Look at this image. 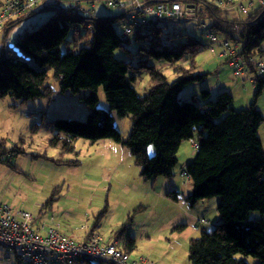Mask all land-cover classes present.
<instances>
[{
	"label": "trees",
	"instance_id": "obj_1",
	"mask_svg": "<svg viewBox=\"0 0 264 264\" xmlns=\"http://www.w3.org/2000/svg\"><path fill=\"white\" fill-rule=\"evenodd\" d=\"M169 2L194 4L196 20L187 22L203 28V24L207 26L205 21H211L210 27L203 28L204 40L187 30L174 33L167 30L169 24L183 22L167 25L150 22L135 31L132 38L138 48L133 55L124 46L130 39H122L114 28L122 17L89 18L59 0H47L34 13L10 21L7 27L34 18L44 9L55 12L39 29L24 31L20 41L13 44L20 56H8L4 46L5 52L0 55V100L11 97L24 104L49 99L53 89L47 81L49 72L53 71L63 92L74 95L89 92L82 99L89 114L85 122L52 121L50 125L56 135L51 145L62 152L73 153L78 139L92 143L112 140L131 151L146 182L160 177L171 179L182 144L193 140L197 132V153L185 167L192 185L188 202L194 207L218 198L221 223L213 233H202L200 238L191 240L190 263L249 264L238 259L242 256L264 264V220H251L253 213L264 216V148L259 135L264 124L263 114L255 105L238 112L229 91L220 92L213 100L209 89H201V105L179 101L184 89L205 82L207 76L199 72L198 58L212 45L207 31L213 33L218 42L241 47L237 53L241 56L264 59V4H259L244 18L234 19L210 0ZM88 23L93 28L84 31L83 26ZM75 29L80 32L73 42L84 46L78 52L63 53L62 48L68 46V38ZM117 50L136 56L139 61L134 65L118 60L115 58ZM152 61L172 69L176 80L170 83L163 69L151 64ZM250 68L254 71L252 66ZM142 73L148 75L152 88L146 96L139 97L136 86ZM256 85L255 98L258 99L264 90V78H257ZM101 87L110 110L120 118L133 120L127 140H123L116 129L111 111L99 108ZM152 147L154 154L150 155ZM22 153L18 146L7 148L0 141V164L9 165V156ZM178 195L174 191L168 197L178 200ZM184 229L180 226L175 231ZM135 249L134 239L121 247L128 255Z\"/></svg>",
	"mask_w": 264,
	"mask_h": 264
},
{
	"label": "rangeland",
	"instance_id": "obj_2",
	"mask_svg": "<svg viewBox=\"0 0 264 264\" xmlns=\"http://www.w3.org/2000/svg\"><path fill=\"white\" fill-rule=\"evenodd\" d=\"M96 13L98 17L105 18L123 16L122 9L108 8L103 3L96 5ZM54 14L53 10H43L10 32L12 35H20L24 31L39 29ZM114 28L120 35L121 20L114 24ZM167 30L170 33L187 30L197 38L205 39L203 28L194 22L169 24ZM78 35L74 31L70 34L68 46L62 48L63 53L78 52L84 46L83 43L73 42V38L78 39ZM7 36L6 33L2 41L3 35L0 33V54L7 45ZM124 46L135 55L138 45L133 38ZM216 53L219 54V51L216 50ZM115 58L134 65L139 61L138 57H130L123 50H117ZM203 58L210 67L207 79L184 89L179 96L180 102L201 105V89H209L215 100L219 95V82H226L223 80L227 77L225 60H215L210 50L199 56L198 64H201ZM151 64L163 69L170 83L176 80L172 69L154 61ZM47 85L53 89L49 99L40 98L24 104H19L11 97L0 100V141L7 148L18 146L23 150L22 154L7 158L11 164H0V203L9 205L16 212L31 213L37 218L35 227L43 224L48 227L59 225L63 234L74 239L80 238L77 235L83 236L86 228L93 227L105 239H113L116 234H120L121 246L129 239H134L136 249L130 253L132 261L144 258L153 264H191V240L200 238L202 233H213L221 223L218 198L205 200L194 207L188 202L192 185L183 176V172L197 153L194 143H198V133L194 134L193 140L182 144L177 156L178 165L171 179L160 177L146 182L141 177V169L136 165L131 151L112 140L92 143L78 139L74 142L73 153H65L53 147L51 141L56 132L50 123L57 119L85 122L89 110L82 99L89 92L84 91L78 95L63 92L53 71L49 72ZM151 88L148 75L142 73L136 86L139 97L146 96ZM192 89L200 95L194 98L196 93L192 95ZM98 98L99 108L110 112L102 87L98 91ZM236 108L238 112L247 109L239 110V104H236ZM111 113L116 129L122 139L127 140L133 125L132 118H120L115 112ZM259 133L264 139V129ZM153 154L152 147L150 155ZM75 161L78 163L74 164ZM174 191L179 194L178 200L168 197ZM51 218L55 221L51 222ZM262 218L258 213L251 216L253 221ZM180 226L185 229L175 231ZM238 259L249 264H259L251 257L238 256Z\"/></svg>",
	"mask_w": 264,
	"mask_h": 264
},
{
	"label": "built area",
	"instance_id": "obj_3",
	"mask_svg": "<svg viewBox=\"0 0 264 264\" xmlns=\"http://www.w3.org/2000/svg\"><path fill=\"white\" fill-rule=\"evenodd\" d=\"M47 0H7L0 1V31L6 30L10 21L23 18L38 10ZM59 0L75 11L94 18L97 16L96 5L103 3L108 8L123 10L120 37L131 39L136 30L150 22L167 25L170 22H187L196 20V10L179 2L169 0ZM231 1V0H227ZM264 4V0H255ZM87 5L88 7H85ZM222 6V3L218 4ZM35 16V15H34ZM206 29V24L202 25ZM84 31H91L92 24L83 26ZM75 32H80L75 29ZM7 55L15 56L11 51L13 44L20 41V35L7 31ZM207 38L212 45L209 50L215 53L218 41L213 33L207 31ZM224 56L234 70L236 77L242 76L252 66L255 79L264 78V59H253L226 50ZM196 149L198 144L194 143ZM183 176H188L184 170ZM54 219L51 218L50 221ZM37 218L31 213L16 212L7 204L0 203V264H153L140 258L132 261L130 255L123 252L118 245L119 237L106 242L99 232H88L84 241L78 242L63 234L59 226L35 227Z\"/></svg>",
	"mask_w": 264,
	"mask_h": 264
},
{
	"label": "crops",
	"instance_id": "obj_4",
	"mask_svg": "<svg viewBox=\"0 0 264 264\" xmlns=\"http://www.w3.org/2000/svg\"><path fill=\"white\" fill-rule=\"evenodd\" d=\"M0 1H7V0H0ZM151 1L154 2L156 0H151ZM210 1L213 2L214 4H217V5L219 3H222L223 5L221 7L224 9V11L228 12L230 14V16L234 19L244 18L249 13H251L253 10H255L259 7V3H257L255 0H231V1L210 0ZM48 2H50V1H48ZM46 5H45V7H46ZM186 6L193 7L194 4L193 3H187ZM22 22L20 21V23H22ZM20 23H18V25ZM205 23L211 25V21H209V20L205 21ZM18 25H14L13 27L10 26V27H7L6 30L0 31V33H2V35H3L2 41H3V38L6 34V32L12 31ZM215 46H216L215 47V53L212 52L213 56L215 57L214 59L215 60H225V62L227 64V77L223 79L226 82L225 83H223L222 81L219 82V84H218L219 90L217 91V93H220L222 91H229L234 97V107L236 110H238L236 108V104H239L241 106V108L239 110H242V108H249L250 106L255 105L257 107V109H259L264 116V90H263L261 96L258 99H256L255 98V92L257 89V85H256V79H255L254 71L251 68H249L242 76L236 77L234 75L233 68L229 64L228 58L226 56H224V53L226 50L230 49V50L236 51L238 53V51L241 49V47L239 48V46L235 47V46L228 45L225 43L223 44L221 41H219L218 44ZM5 48H6V45H5ZM11 48H13V50L15 51V54L17 56L21 55L20 51L15 47V45H13ZM6 50H7V48H6ZM216 50L219 51V54L216 53ZM4 52H5V49L3 47L0 55H3ZM256 59H259V57H256ZM207 66H208V63L205 62V60L203 58L201 60V64H199V72L202 74H206V76L208 77L209 73H207V71L209 70L210 67L209 66L207 67ZM230 75H231V78L229 79L228 76H230ZM207 77H206V79H207ZM221 83H222V85H221ZM195 93H196V95L198 94L197 90L192 89L191 94L193 95ZM261 129H264V124L260 127L259 132L261 131ZM259 135H261V134L259 133ZM261 140H262V144H263V148H264V139L262 137H261ZM262 219L264 220V216ZM54 221L55 220H53L51 222H54ZM199 225H200V223H199ZM57 226H59V225H57ZM91 230H92L91 228H86V232L83 236L77 235V236H80L79 239H74L73 237H71L68 234H65V235H67L68 237L72 238L75 241L77 240L78 242H81L87 238L88 232H90ZM94 232H98V231L95 229ZM116 236L119 237L118 245H120L121 244L120 242L122 241V236L120 234H116ZM103 238L105 239L104 236H103ZM111 239H112V237L105 239V241L110 242L113 240V239L112 240ZM122 246L120 245L119 248L121 249Z\"/></svg>",
	"mask_w": 264,
	"mask_h": 264
},
{
	"label": "bare ground",
	"instance_id": "obj_5",
	"mask_svg": "<svg viewBox=\"0 0 264 264\" xmlns=\"http://www.w3.org/2000/svg\"><path fill=\"white\" fill-rule=\"evenodd\" d=\"M7 33V32H6Z\"/></svg>",
	"mask_w": 264,
	"mask_h": 264
}]
</instances>
